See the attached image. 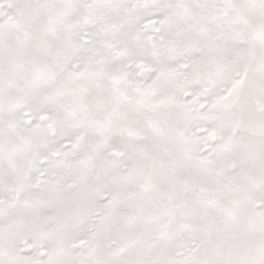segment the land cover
Masks as SVG:
<instances>
[{"label":"snow or ice","instance_id":"snow-or-ice-1","mask_svg":"<svg viewBox=\"0 0 264 264\" xmlns=\"http://www.w3.org/2000/svg\"><path fill=\"white\" fill-rule=\"evenodd\" d=\"M0 264H264V0H0Z\"/></svg>","mask_w":264,"mask_h":264}]
</instances>
